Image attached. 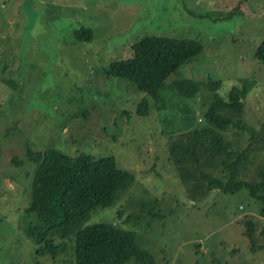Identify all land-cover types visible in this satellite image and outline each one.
Returning a JSON list of instances; mask_svg holds the SVG:
<instances>
[{
  "label": "rangeland",
  "instance_id": "obj_1",
  "mask_svg": "<svg viewBox=\"0 0 264 264\" xmlns=\"http://www.w3.org/2000/svg\"><path fill=\"white\" fill-rule=\"evenodd\" d=\"M83 28L90 39L78 36ZM147 35L202 46L165 79L160 102L130 80L104 73L110 62L131 58V46ZM262 40L264 0H0V264H76L73 242L54 258L37 254L23 232L35 168L27 148L114 157L134 175V185L86 223L134 231L158 264H264V251L252 250L242 234L244 221L252 220L262 244L258 201L245 189L214 190L210 202L197 204L208 196L189 193L168 160L169 135L203 126L213 95L201 86L195 97L182 96L170 86L176 81H220L216 94L223 99L239 80L253 81L243 116L260 127L264 64L254 53ZM145 97L150 112L140 115ZM235 134L227 133L243 145ZM143 197L159 203L148 211L154 218L143 213Z\"/></svg>",
  "mask_w": 264,
  "mask_h": 264
},
{
  "label": "trees",
  "instance_id": "obj_2",
  "mask_svg": "<svg viewBox=\"0 0 264 264\" xmlns=\"http://www.w3.org/2000/svg\"><path fill=\"white\" fill-rule=\"evenodd\" d=\"M90 33V29L83 28L78 36L90 39ZM131 49L132 57L110 62L104 69L105 75L128 79L160 102L165 79L200 54L202 46L196 39L147 35ZM254 58L264 64V40ZM253 85L251 80H239L229 90L227 99H223L216 94L220 81L202 84L179 80L170 84L185 97H195L201 86L213 90V95L201 119L205 122L203 126H190L173 137L169 135L168 160L186 190L199 194L200 200L214 190L235 194L245 189L258 201L259 212L264 216V120L256 128L243 116L244 100ZM137 112L149 114L150 101L146 97L139 102ZM230 131H235L234 137L245 138L243 145L236 143V138H228ZM25 155L35 168L22 229L37 247V254L55 258L65 250V242H73L76 264H158L138 246L134 231L117 223H86L97 208L113 206L134 185V175L119 168L114 157L94 158L87 154L70 157L58 149L35 153L30 148ZM249 166L255 170L252 172ZM140 202L146 214L159 206L157 200L144 197ZM150 213V217L156 216ZM117 214L121 216L120 211ZM243 227L242 234L251 249L264 251V228L262 244L257 245L253 236L255 223L247 219Z\"/></svg>",
  "mask_w": 264,
  "mask_h": 264
},
{
  "label": "water",
  "instance_id": "obj_3",
  "mask_svg": "<svg viewBox=\"0 0 264 264\" xmlns=\"http://www.w3.org/2000/svg\"><path fill=\"white\" fill-rule=\"evenodd\" d=\"M215 194V192H213L212 194H210L203 202L197 203V204H204L205 202H210L212 200V196Z\"/></svg>",
  "mask_w": 264,
  "mask_h": 264
}]
</instances>
